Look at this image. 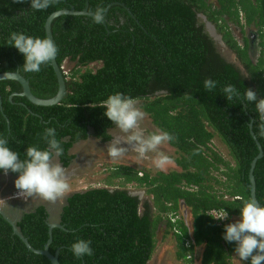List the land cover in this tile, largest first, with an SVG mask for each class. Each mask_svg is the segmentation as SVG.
<instances>
[{
  "label": "trees",
  "instance_id": "obj_1",
  "mask_svg": "<svg viewBox=\"0 0 264 264\" xmlns=\"http://www.w3.org/2000/svg\"><path fill=\"white\" fill-rule=\"evenodd\" d=\"M110 5L102 25L92 23L90 15H62L53 21L59 66L66 60L75 62L65 75L67 95L60 104L40 106L22 96L10 100L14 92H21V84L0 81V135L25 159L28 146L47 147L44 131L54 127L63 148L60 162L67 168L76 159L71 150L91 134L103 142L113 139L110 129L116 125L101 105L110 94L122 92L142 101L141 108L153 124L174 137L168 142L180 153L174 161L181 171L151 175L117 166L106 180L112 186V178L121 180L115 190L90 188L66 198L59 217L64 228L53 229L49 250L55 254L59 249L61 264H148L157 231L165 226L167 234L174 232L178 259L193 264L197 248L204 246L202 264H233L235 244L223 238L226 224L211 215L217 211L239 217L244 201L251 199L249 174L259 154L254 135L263 149L254 176L257 200L264 204V115L254 103L243 100L247 88L264 98V0H54L41 11L31 10L30 0H0V73L19 70L37 97L52 98L58 80L51 62L39 72H24L23 54L8 45L10 34L44 38L46 20L54 12L88 7L92 13ZM199 15L214 23L246 73L221 54ZM228 22L242 29L253 25L256 36L244 37L241 45ZM255 39L260 52L254 62L250 51ZM94 63L101 66L90 68ZM208 77L217 81L211 91L203 86ZM227 84L235 85L241 96L228 101L223 93ZM216 136L234 163L212 147ZM129 184L145 188L151 202L131 195ZM182 202L190 210L192 227L184 218L171 220L180 215ZM20 208L4 210L29 243L43 249L53 222L50 211L44 204L29 212ZM80 238L92 241V256H73L71 244ZM0 264L52 263L29 250L0 213Z\"/></svg>",
  "mask_w": 264,
  "mask_h": 264
},
{
  "label": "clouds",
  "instance_id": "obj_2",
  "mask_svg": "<svg viewBox=\"0 0 264 264\" xmlns=\"http://www.w3.org/2000/svg\"><path fill=\"white\" fill-rule=\"evenodd\" d=\"M53 3L54 0H30V9L46 10ZM90 15L94 24L102 25L106 22L103 7H98ZM8 45L14 46L23 54L22 69L24 72H39L41 66L53 61L59 52L58 46L52 38L34 37L24 32H12ZM63 72L69 76V72L64 69V66ZM66 72L68 73L66 74ZM216 85L217 81L211 77L205 78L203 82L204 88L208 91L215 89ZM223 93L228 101L241 96L239 90L232 84L225 85ZM243 100L254 103L257 112L264 115V98H258L253 89L247 88ZM101 106L105 108L104 115L113 121L121 132L127 134L124 139L117 137L108 144V155L113 159L122 157L127 151V148L122 146V141H126L132 145L140 157H145L149 152L158 153L153 163L156 168L165 170L166 166L171 163V158L163 152H158V149L160 145L173 140L174 137L167 131L145 134V130L139 127L145 113L137 106L133 97L122 92L110 94ZM43 139L47 144L46 148L28 146L24 154L25 159H21L20 153L9 146L8 139L0 135V170H3L5 174L9 171L18 173L15 187L20 190V193L29 197L37 194L45 200L56 201L69 190L70 185L65 172L68 167L65 169L60 163L53 162L54 157L63 154L61 142L56 137V129L47 127ZM108 188L115 190L117 186ZM10 199L24 200L25 196L14 197L13 195ZM181 207L182 211H185V205L182 204ZM181 215H179L180 218H184ZM211 216L218 220L226 219L228 213ZM223 238L228 243L235 244V253L244 264H261V261H264V204L258 203L255 199L244 201L240 208L239 219L225 225ZM70 250L77 259L94 254L90 239H78L71 244Z\"/></svg>",
  "mask_w": 264,
  "mask_h": 264
},
{
  "label": "rangeland",
  "instance_id": "obj_3",
  "mask_svg": "<svg viewBox=\"0 0 264 264\" xmlns=\"http://www.w3.org/2000/svg\"><path fill=\"white\" fill-rule=\"evenodd\" d=\"M211 2H215V0H210ZM230 30L232 31L235 38L238 42L243 45L244 37H251L252 35L256 36L257 28L253 25L245 26L243 29L234 24L233 22H228ZM218 45V44H217ZM221 54L230 62L237 64L244 73H246L243 65L237 58L236 54L231 51L228 47L219 46ZM260 48L257 45V40L255 39V46L250 51V56L255 62L259 56ZM64 69L66 71H71L75 66V62H71L70 60H66L63 64ZM101 64L94 63L90 65V68L100 67ZM137 106L141 108L142 101H136ZM143 111V109L141 108ZM144 112V111H143ZM145 113V112H144ZM139 127L145 130V134L149 132L160 131L152 122L150 116L145 113L144 119L140 121ZM110 132L114 136V138L124 139L127 134L121 132L118 127L110 129ZM113 138V139H114ZM112 139V140H113ZM111 141L103 142L100 138L95 137L91 134L90 138L79 142L74 146L71 150V153L76 154L78 157L74 159L72 164L67 168V172L69 176H72L73 179L67 178V181L70 185L69 190L56 201H48L43 199L37 194L29 197L26 196L24 200L22 199H10L14 195L18 189L15 187L16 176H11L10 174L1 173L0 174V208H8L13 212H18L20 207L23 206L24 210H32L35 206L39 204H44L47 206L48 210L51 213V219L55 222H59L60 213L62 211V207L66 203V198L74 192L84 191L90 188H98L107 186L112 188V185H108L106 180L108 177L112 176L114 170H116L117 166H130L139 171L146 170L151 173V175H155L157 172H170L172 170L181 171L180 167L176 164L174 159L180 156L179 151L176 147H173L169 142H166L159 146L158 152H163L171 158V163L166 166L165 170H160L155 167L153 161L156 158L158 153L149 152L145 157H140L139 154L132 148V145H127L126 141H122V146L127 148V151L122 157L113 159L108 155V144ZM125 142V143H123ZM212 147L222 155L223 158L234 163L227 146L222 142L219 137H215L212 140ZM53 162L57 163V158H53ZM59 163V162H58ZM214 176H217L223 181H226V177L221 174L220 171H214ZM120 184L119 178H112L111 184ZM216 189H220V186H215ZM127 189L133 193L142 194V200H148L149 202L152 200V196L147 195L145 193V188H139L136 184L127 185ZM12 191V192H11ZM227 198H229L227 196ZM185 208V207H184ZM181 216L184 217L185 222L189 227H192V216L190 214V210L185 208V211H181ZM190 222H189V220ZM239 217H230L226 218L222 223L228 224L235 222ZM220 222V221H219ZM157 245L155 251L152 255V258L148 262V264H192L186 262L184 259L177 258V243L176 238L174 236V232L166 233L165 226H161L156 235ZM204 251V246H200L197 248V256L193 260V264H202V253ZM233 264H244L234 252L231 257Z\"/></svg>",
  "mask_w": 264,
  "mask_h": 264
},
{
  "label": "water",
  "instance_id": "obj_4",
  "mask_svg": "<svg viewBox=\"0 0 264 264\" xmlns=\"http://www.w3.org/2000/svg\"><path fill=\"white\" fill-rule=\"evenodd\" d=\"M111 6L112 5L108 6V8L105 11V15L107 14V12ZM90 14L91 13L89 12L88 7H86L82 11H77L74 8H71V9L64 8L62 10H58V11L52 13L46 20V23H45L46 36L50 37L54 40L53 32H52V23L56 18H58L62 15H90ZM199 17L202 18L203 21H205L207 29H208V24H211L213 27H215L216 31L218 32L217 33V36H219L218 39L215 38L211 34L210 30H207L209 35L215 40V42L219 46L227 47L226 43L223 40L222 34L217 30L214 23L209 21L207 19V17L204 15H199ZM51 65H52V67L55 71V74L57 76L58 91H57L55 96H53L52 98H49V99H42V98L37 97L32 92L30 81L25 76H23L19 72V70L14 71V72L0 73V81H2V80H15L21 84V87H22L21 92H14L10 96V100H13L14 96H22V97H26L33 104L40 105V106H52V105L60 104L67 95V83H66L67 79H66L65 74L63 72V66L62 67L59 66V64L57 62V56L53 61H51ZM161 93H163V92H161ZM0 106H1V110H3L1 95H0ZM251 127H252V123H251ZM253 135H254V133H253ZM254 138L256 139L257 145L259 147V154L255 157V159L252 162V166H251V170H250V174H249V179H250L249 187L251 188V199H255L259 203V201L257 200V196H256V180H255V176H254V170H255L257 161L263 157V149H262V146L258 142L255 135H254ZM130 194L133 196H138L140 199L142 198V195H143V193L137 194V193H133L131 191H130ZM182 204H184V203L182 202ZM29 211H31V210H27L26 212H29ZM0 213L13 225L14 233L22 238V240L25 242V244L29 250L33 251L36 254L46 256L51 261L52 264H61L59 261V249L56 251L55 254L51 253L49 250L50 244L52 243V231L56 227L64 228V226L61 223L55 222V221L49 222L50 238L48 239V242L45 244L43 249H36L29 243L28 238H26L20 232L19 228L16 225V220L10 218L3 208H0ZM261 264H264V261H261Z\"/></svg>",
  "mask_w": 264,
  "mask_h": 264
},
{
  "label": "built area",
  "instance_id": "obj_5",
  "mask_svg": "<svg viewBox=\"0 0 264 264\" xmlns=\"http://www.w3.org/2000/svg\"><path fill=\"white\" fill-rule=\"evenodd\" d=\"M68 72H66V74H67ZM19 196H27L26 194H24V193H20V190H18L17 192H15V194H14V197H19ZM221 213H223V212H217V211H212V214H214V216H219ZM178 218H180V216L179 215H177V216H171V220L173 221V222H176V220L178 219ZM221 220V222H222V220L224 221L225 219H220ZM176 230V232H178L177 231V229H175ZM193 243V242H192ZM188 244H189V242H188ZM190 245V244H189ZM192 256H189V258H191Z\"/></svg>",
  "mask_w": 264,
  "mask_h": 264
},
{
  "label": "crops",
  "instance_id": "obj_6",
  "mask_svg": "<svg viewBox=\"0 0 264 264\" xmlns=\"http://www.w3.org/2000/svg\"><path fill=\"white\" fill-rule=\"evenodd\" d=\"M117 127V126H116ZM115 128V127H114ZM111 133V132H110ZM112 134V133H111ZM113 136V135H112ZM113 138H114V136H113ZM78 156L76 155V158H77ZM57 158V161L61 164V162H60V158H59V156L58 157H56ZM54 160V159H53ZM62 165V164H61ZM124 166H127V165H124ZM181 169V168H180ZM172 171H174V170H172ZM176 171H179V170H176ZM65 172H66V174H69L68 172H67V169L65 170ZM17 177V176H16ZM66 177L67 178H69V179H73L72 178V176H69V175H66ZM116 179V178H115ZM120 180V179H119ZM120 182H121V180H120ZM113 186H115L116 187V185L117 184H115V182H113ZM112 186V187H113ZM80 191H82V190H80ZM130 191V190H129ZM12 192V191H11ZM145 193H146V191H145ZM151 202V201H150ZM186 209H188V208H186ZM181 211H182V207H181ZM191 214V213H190ZM188 220H189V218H188ZM192 220V219H191ZM189 222H190V220H189ZM191 223V222H190ZM197 254H198V252L196 253V256H197Z\"/></svg>",
  "mask_w": 264,
  "mask_h": 264
},
{
  "label": "bare ground",
  "instance_id": "obj_7",
  "mask_svg": "<svg viewBox=\"0 0 264 264\" xmlns=\"http://www.w3.org/2000/svg\"><path fill=\"white\" fill-rule=\"evenodd\" d=\"M208 30H210V32H211V34L215 37V38H219V36H217V31H216V29H215V27H213L211 24H208ZM123 143H125V142H123ZM127 143V142H126ZM128 146L130 145V144H127Z\"/></svg>",
  "mask_w": 264,
  "mask_h": 264
},
{
  "label": "flooded vegetation",
  "instance_id": "obj_8",
  "mask_svg": "<svg viewBox=\"0 0 264 264\" xmlns=\"http://www.w3.org/2000/svg\"><path fill=\"white\" fill-rule=\"evenodd\" d=\"M202 19V18H201ZM203 20V19H202ZM203 22H205V21H203ZM205 26H206V23H205ZM206 30H208L207 28H206ZM208 32V31H207ZM255 36V35H254Z\"/></svg>",
  "mask_w": 264,
  "mask_h": 264
}]
</instances>
